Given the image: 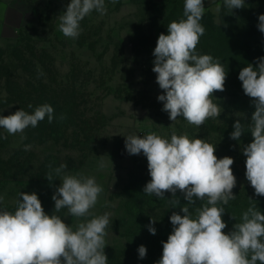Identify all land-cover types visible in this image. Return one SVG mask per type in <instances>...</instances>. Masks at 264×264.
I'll list each match as a JSON object with an SVG mask.
<instances>
[{
  "label": "rangeland",
  "instance_id": "rangeland-1",
  "mask_svg": "<svg viewBox=\"0 0 264 264\" xmlns=\"http://www.w3.org/2000/svg\"><path fill=\"white\" fill-rule=\"evenodd\" d=\"M161 1L105 0L106 14L93 10L80 22L79 37L71 39L58 27L70 0H0V115L19 109L32 114L36 107L50 104L60 107L64 117L49 123L46 116L35 128L29 126L16 135L0 128V158L5 162L0 161L4 196L0 209L14 213L19 193L35 192L47 214L61 216L73 228L83 219L110 213L104 249L108 264H157L148 250L145 258H139L138 248L152 236L151 219L156 220L152 226L158 234L174 212L165 204L145 207L141 217L127 214L131 174L151 180L143 153L127 152L128 135L155 132L170 139L175 131L204 139L215 145L218 158L234 159L236 187L257 196L246 179L242 151L253 139L250 124L255 107L239 76H227L225 91L213 94L223 111L199 128L183 117L172 122L162 110L157 97L163 90L152 71L158 36L168 34L152 26L153 6ZM204 6L217 22L228 21V27L248 32L264 14V0H245L244 8L232 11L224 0H204ZM8 87L16 89V95ZM238 119L245 126L239 141L230 135ZM26 145L31 146L27 151ZM61 164L67 165L61 176L95 177L103 187L86 218L70 216L67 208L54 211L52 196L61 185L54 169ZM50 172L52 180H48Z\"/></svg>",
  "mask_w": 264,
  "mask_h": 264
},
{
  "label": "clouds",
  "instance_id": "clouds-1",
  "mask_svg": "<svg viewBox=\"0 0 264 264\" xmlns=\"http://www.w3.org/2000/svg\"><path fill=\"white\" fill-rule=\"evenodd\" d=\"M244 5L245 0H224V6L230 11ZM93 10L106 14L105 0H70L59 16V31L65 37L78 38L80 22ZM204 13V0H184L185 19L169 23L168 34L158 36L153 51L152 71L163 90L157 97L163 102L162 110L172 122L183 117L197 128L221 115L223 109L213 101V94L225 91L228 75L218 59L196 51L205 33L200 23ZM258 20L257 27L264 33V14ZM238 78L244 94L255 107L250 124L253 139L242 149L246 157L245 176L255 194L264 196V57L258 58L256 67L252 64L243 67ZM46 116L51 123L54 109L50 104L36 107L32 114L19 109L14 114L0 115V128L16 135L29 126L35 128ZM233 128L231 139L239 141L245 126L238 119ZM30 147L26 145L25 150ZM125 148L130 155L143 153L147 158L151 180L145 185L144 193L164 198L165 192L175 197L179 190L187 201L181 208L183 215L173 212L170 216L173 230L163 242L157 264H257L258 261L264 264V214L255 204L242 213V222L235 223L231 232L223 231L227 224L222 219L225 208L220 205L236 198L233 189L237 179L232 170V157L218 158L215 145L190 138L186 133L177 135L175 131L170 139L155 132L144 137L128 135ZM66 168V164H61L54 171L61 176ZM48 180H52L51 172ZM60 180L61 185L52 196L54 211L58 213L67 208L72 217H88L103 187L95 177L80 174H64ZM19 197L14 213L0 209V264H108L104 249L110 213L83 219L73 228L61 216L47 214L35 192H20ZM3 200L4 196L0 195V203ZM196 200L206 203L196 208L193 218L188 205H194ZM169 203L180 202L171 199ZM155 222L151 219L148 226L152 235L156 234L152 226ZM138 255L141 259L146 257L145 246H139Z\"/></svg>",
  "mask_w": 264,
  "mask_h": 264
},
{
  "label": "trees",
  "instance_id": "trees-1",
  "mask_svg": "<svg viewBox=\"0 0 264 264\" xmlns=\"http://www.w3.org/2000/svg\"><path fill=\"white\" fill-rule=\"evenodd\" d=\"M184 0H162L155 3L152 9V26L157 31H167V25L172 21L185 19L183 16ZM221 18V17H220ZM228 23V21H226ZM226 22H217L216 17L212 13H204L200 23L205 28V33L200 37V42L197 49L202 54L213 56L218 59L224 66L225 71L230 75L239 76L240 70L243 67L252 64L257 66L258 58L264 57V33H261L257 26L251 30H237L228 27ZM8 92L16 95V89L7 88ZM54 119L58 122L63 115L60 107H53ZM55 123V122H54ZM53 123V124H54ZM47 131H53L48 127ZM0 161L5 163L1 158ZM6 173V172H2ZM149 179L143 177L130 176V185L127 189V214L133 218L141 217L145 207H153L156 205H169L171 209L183 215L181 208L187 204L184 199V193L177 190L175 197L171 192H165L164 198H157L155 195H147L144 193V187L149 182ZM234 200H230L227 205H220L225 208V213L222 219L226 222L227 227L223 230L226 234L233 230L235 223L242 222V213L251 205L255 204L257 208L264 214V196H250L246 191H241L237 187L233 189ZM251 198L252 200H250ZM179 199V204L173 205L169 200ZM206 201L196 200L194 205H188L189 210L195 218L196 208L201 207ZM234 217L235 220L232 218ZM173 225L169 220L164 222L161 230L145 239L143 246L150 251L151 256L156 257V260L161 258L163 252V242L167 241L168 236L172 233ZM257 264H260L258 261Z\"/></svg>",
  "mask_w": 264,
  "mask_h": 264
}]
</instances>
